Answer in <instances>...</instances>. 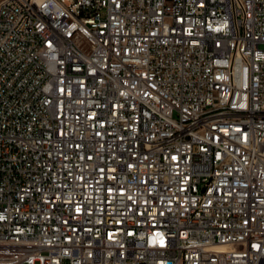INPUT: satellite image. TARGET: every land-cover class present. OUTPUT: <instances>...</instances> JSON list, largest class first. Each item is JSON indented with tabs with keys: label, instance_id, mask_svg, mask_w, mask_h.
<instances>
[{
	"label": "built area",
	"instance_id": "obj_1",
	"mask_svg": "<svg viewBox=\"0 0 264 264\" xmlns=\"http://www.w3.org/2000/svg\"><path fill=\"white\" fill-rule=\"evenodd\" d=\"M0 264H264V0H2Z\"/></svg>",
	"mask_w": 264,
	"mask_h": 264
},
{
	"label": "rangeland",
	"instance_id": "obj_2",
	"mask_svg": "<svg viewBox=\"0 0 264 264\" xmlns=\"http://www.w3.org/2000/svg\"><path fill=\"white\" fill-rule=\"evenodd\" d=\"M2 0H0V2H1Z\"/></svg>",
	"mask_w": 264,
	"mask_h": 264
}]
</instances>
